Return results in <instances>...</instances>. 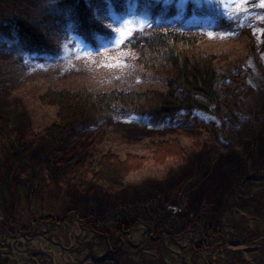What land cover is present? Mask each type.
I'll use <instances>...</instances> for the list:
<instances>
[{"label": "trees", "instance_id": "16d2710c", "mask_svg": "<svg viewBox=\"0 0 264 264\" xmlns=\"http://www.w3.org/2000/svg\"><path fill=\"white\" fill-rule=\"evenodd\" d=\"M0 1L23 50L51 55L63 46L65 37L57 31L66 11L76 33L87 36L94 30L83 0H55L47 11L39 9L43 0H34L39 4L35 8L23 6L26 0ZM148 1L142 8L156 10ZM214 1L202 9L215 20L213 25L180 28L130 20L121 27L120 38L125 37L120 44L102 53L79 57L65 52L30 66L15 52L0 51V175L7 174L5 190L32 189L31 180L42 179L41 169L49 167L82 204L97 205L98 197L113 192L129 197L153 192L157 181L143 177L145 170L166 175L171 162L190 158V150L202 155L220 151L217 163L233 161L237 167L241 158L222 150L243 146L241 155H246L254 145H264V115L252 124L246 117L259 109L255 96L259 106L264 101V87L252 85L257 79L252 68L264 82V6L261 0ZM63 48L68 50L66 44ZM43 201L44 195L33 222L61 223L45 211ZM138 202L112 208L104 218L74 214L84 225L117 235L146 214L178 230L193 221L187 214L188 221L178 217L184 209ZM213 211L201 208L202 215L194 219L213 220Z\"/></svg>", "mask_w": 264, "mask_h": 264}, {"label": "rangeland", "instance_id": "374dc122", "mask_svg": "<svg viewBox=\"0 0 264 264\" xmlns=\"http://www.w3.org/2000/svg\"><path fill=\"white\" fill-rule=\"evenodd\" d=\"M54 1H38L39 9L49 10ZM217 1L227 5L234 2ZM83 2L85 14L93 22L94 27L91 28L94 30L87 36L76 33L71 27L75 21L70 12H63V24L57 32L65 37L62 45L66 44L68 50L63 46L57 47L53 55H49L23 50L14 37V25L9 14L4 12L5 5L0 1V51L15 52L28 65L41 66L65 55V52L79 57L106 52L107 47L120 44L125 37L120 38L121 27L130 20L135 23L151 21L155 25L167 22L180 28H205L215 23L212 16L202 11L207 4L203 0L199 3L195 0H150L147 3L151 10L156 7L152 12L142 8L143 0ZM38 3L26 0L22 5L35 8ZM140 12L149 15L141 19ZM252 71L257 78L254 79L256 84L252 83L253 87H264L260 80L262 73H256V68ZM254 98L259 109L254 107V114L249 111L246 115L251 124L256 117L264 115V101L259 106L256 96ZM249 105H252L251 101ZM245 107L244 110L239 107L238 113L245 111ZM243 120L239 119L241 123ZM242 147L233 146L221 151H230L236 158H241V161L236 160L238 166L233 169L217 163L215 158L220 151L202 155L200 150H190V158L183 163L171 162L173 165L166 175L161 170H145L143 177L150 176L157 181L153 192L132 197L125 196L122 191L113 192L105 198L98 197L97 205L91 201L82 204V198L68 188L67 182L60 181L52 168L41 169L42 179L33 176L32 189L22 191L16 187L9 192L5 190L7 174L1 171L0 264H264V145H260L261 149L255 156L253 149L259 145H254L246 155H241ZM199 183L200 192L195 189ZM1 195H4L3 200ZM43 195V208L61 223L33 222L32 219L41 211L38 199ZM50 197L53 200L49 201ZM65 198L67 203L61 206ZM222 200L221 207L217 203ZM138 201L150 205L155 203L158 208L172 205L181 208L180 211L184 209L185 212L179 213L178 217L185 219L187 214L193 221L178 230L172 229L169 221L161 222L157 215L146 214L143 218H136L126 233L117 235L107 229L84 225L74 214L83 213L90 220L104 218L112 208ZM201 208H214L212 216L215 218H207V222L201 221L200 217V221L194 219L202 215ZM216 215L221 217L222 223L217 221Z\"/></svg>", "mask_w": 264, "mask_h": 264}, {"label": "snow or ice", "instance_id": "6c2138e0", "mask_svg": "<svg viewBox=\"0 0 264 264\" xmlns=\"http://www.w3.org/2000/svg\"><path fill=\"white\" fill-rule=\"evenodd\" d=\"M177 2H181V0H177ZM185 2H186V0H185ZM195 2L199 3L200 0H195ZM204 2H205V3H208V2H210V0H204ZM234 2H235V0H234ZM261 5L264 6V0H261ZM238 10H239V9H238ZM147 15H149V14L146 13V12H140V13H139V16L141 17V19H143V18L146 17ZM122 34H123V33H122Z\"/></svg>", "mask_w": 264, "mask_h": 264}, {"label": "bare ground", "instance_id": "6f19581e", "mask_svg": "<svg viewBox=\"0 0 264 264\" xmlns=\"http://www.w3.org/2000/svg\"><path fill=\"white\" fill-rule=\"evenodd\" d=\"M225 164L224 166H226V168H231L233 169L232 165H233V161H230L229 163L226 162V160L224 161ZM229 186V185H228ZM198 192H200V183L198 184V186H196L195 188Z\"/></svg>", "mask_w": 264, "mask_h": 264}]
</instances>
